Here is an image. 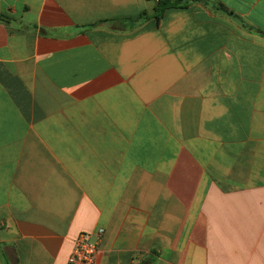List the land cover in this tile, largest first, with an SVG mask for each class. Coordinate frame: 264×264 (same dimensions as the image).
<instances>
[{"label":"crops","instance_id":"obj_1","mask_svg":"<svg viewBox=\"0 0 264 264\" xmlns=\"http://www.w3.org/2000/svg\"><path fill=\"white\" fill-rule=\"evenodd\" d=\"M201 1L0 0V264H264V0Z\"/></svg>","mask_w":264,"mask_h":264},{"label":"built area","instance_id":"obj_2","mask_svg":"<svg viewBox=\"0 0 264 264\" xmlns=\"http://www.w3.org/2000/svg\"><path fill=\"white\" fill-rule=\"evenodd\" d=\"M157 0H154L156 2ZM102 230L97 232L99 238ZM98 248L92 241V234L87 232L80 233L75 239L72 252L66 264H96Z\"/></svg>","mask_w":264,"mask_h":264},{"label":"trees","instance_id":"obj_3","mask_svg":"<svg viewBox=\"0 0 264 264\" xmlns=\"http://www.w3.org/2000/svg\"><path fill=\"white\" fill-rule=\"evenodd\" d=\"M203 3L201 0H157L155 2V7H154V14L153 17L155 20H159L163 13L167 9L171 8H187L191 3ZM218 10H222V6H217ZM143 15H141L142 17ZM140 18H138L139 20ZM243 28H246V26L243 25Z\"/></svg>","mask_w":264,"mask_h":264}]
</instances>
